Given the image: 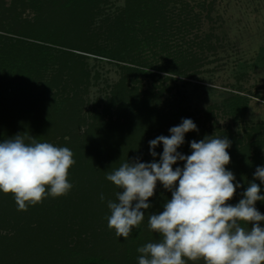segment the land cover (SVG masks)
<instances>
[{
	"label": "trees",
	"instance_id": "obj_1",
	"mask_svg": "<svg viewBox=\"0 0 264 264\" xmlns=\"http://www.w3.org/2000/svg\"><path fill=\"white\" fill-rule=\"evenodd\" d=\"M115 1L12 0L11 8L6 10L17 11L20 6L21 11L32 9L34 17L23 23L18 22L20 12L8 16L6 21L0 18V31L11 34H0V143L20 134L26 143L32 137L38 142L67 147L75 160L68 175L73 187L66 195H46L41 203L20 211L11 194L0 192V248L18 253L25 243L29 257L21 259L22 264H138L137 249L160 239L149 229L148 219L150 214L163 211L171 191L157 183L148 201L151 207L143 210L144 220L125 239L107 226V204L116 200L118 189L106 175L127 160L158 162L163 145L156 147L158 155L154 158L149 140L170 136L171 127L189 118L186 110L171 116L161 110L162 96L171 91L166 84L171 77L163 78L160 73L192 76L190 72L196 69L197 60L192 45L198 49L213 48L212 40L218 37L212 16L222 0H123V7L114 17L105 18L97 26L104 6ZM204 19L213 23L208 30L204 29ZM179 41L186 47L181 49ZM89 55L114 62L121 77L109 87L102 111L92 109L90 123L81 130L80 126L87 122L82 114V94L92 79L86 68ZM158 55L163 62L157 60ZM49 72L50 78L45 80ZM140 75L150 77L152 84L144 88ZM230 98L222 106L204 111L203 124L200 118L192 120L198 130L186 133L177 151L190 155L191 141L226 137L231 142L227 149L231 160L226 169L234 174V183L241 185L228 201L234 206L254 181L257 167H264V124L246 128L242 133L231 127L210 131L205 122L215 110L234 122L246 114L250 100L238 94ZM183 164L178 161L173 169ZM254 182L264 195V183ZM255 207L264 215V201H257ZM52 209H57L59 215L54 217ZM75 218L73 224L93 230L95 239L104 240L103 246L99 243L96 249L75 251L57 243L68 235L70 219ZM260 225L264 227V221ZM7 226L14 236H9ZM104 234L112 235L107 244ZM31 247H36V255L31 252L33 258ZM6 259L0 256V264H16L15 259Z\"/></svg>",
	"mask_w": 264,
	"mask_h": 264
},
{
	"label": "clouds",
	"instance_id": "obj_2",
	"mask_svg": "<svg viewBox=\"0 0 264 264\" xmlns=\"http://www.w3.org/2000/svg\"><path fill=\"white\" fill-rule=\"evenodd\" d=\"M191 119L169 129L170 136H158L149 142L150 154L157 157L156 147L163 145L159 161L122 163L106 175L118 189L116 200L107 204V226L117 237L127 239L144 220L151 207L157 183L171 191V199L158 214H150L148 227L159 234L157 242L137 249L138 264H186L203 260L204 264H264V221L255 207L264 201L260 185L264 167H257L254 181L236 205L228 203L236 189L234 174L226 169L231 157V142L225 137H206L190 142V155L177 149L185 134L197 131ZM17 134L0 143V192L14 197L18 210L41 203L46 195H66L73 185L69 169L75 164L72 151L49 142H38ZM184 162L183 167L173 165ZM178 182V186H177ZM101 200L104 196L101 195ZM245 225H251L250 228Z\"/></svg>",
	"mask_w": 264,
	"mask_h": 264
},
{
	"label": "rangeland",
	"instance_id": "obj_3",
	"mask_svg": "<svg viewBox=\"0 0 264 264\" xmlns=\"http://www.w3.org/2000/svg\"><path fill=\"white\" fill-rule=\"evenodd\" d=\"M2 2L0 18L3 21H6L4 19L8 16H15L18 12H20V16L19 21H17L20 23L34 17L35 13L32 9L26 8L21 11L19 6L17 11L15 9H9L8 11L6 9L11 8L12 0H3ZM123 4V0H116L104 6L102 15L96 21V25L98 26L100 21L105 18H113L117 10L123 7ZM215 7L216 12L213 13L212 18L214 26H216L214 32L218 39L212 40L213 48L211 49L208 47L198 49V47L192 45L194 56L197 59L196 69L194 72H190L192 76L182 77L160 73L163 78L171 77L166 82L171 91L162 96L160 108L169 116L180 110H186L189 114L188 119L196 120L200 118L203 124L204 119L201 116L204 111L208 110L209 107L215 109L216 106H222L223 102L231 99L232 94H238L250 100L246 114L240 121L234 122L222 111L215 110L212 118L205 122V126L212 132H216L217 127H231L234 131L242 133L246 128L264 124V0H222ZM212 24L207 23L205 19L203 20L205 30H208ZM0 34L11 35L9 32L4 33L1 31ZM12 36L19 37L18 35ZM179 44L181 49L186 47L183 41H179ZM89 56L86 60V68L90 71L92 79L87 92L82 94L84 100L82 114L87 122H85V125L80 126L81 130L86 129L87 124L90 123L88 117L89 113L93 111L92 109L98 108L102 111L106 94L110 90L109 87L121 77V71L114 62L110 63L105 59L100 61V58L95 59V56ZM157 58L158 61L163 62L159 55ZM149 60L153 62V58L150 56ZM50 75L51 72L47 74L45 80L49 79ZM139 78L144 88L152 84L150 77L140 75ZM43 81L38 83V86ZM51 212L54 217L59 215L57 209H52ZM70 220L68 235L57 243L75 251L84 248L96 249L99 243L104 244L102 238H94L95 232L93 230L80 229L73 224L77 220L76 218ZM9 227L7 226L9 236L12 237L14 233L11 232L12 228ZM110 236L112 235H103L105 243ZM23 245L18 253L15 250L7 252L5 247H1L0 256L6 257L7 261L15 259L14 263L22 264L21 259L27 260V257H29L28 252H25V248H27L25 243ZM31 248H28V250L31 249L29 251L30 257L33 258L36 255V247ZM192 261L194 263L198 260ZM198 264H204V261L199 260Z\"/></svg>",
	"mask_w": 264,
	"mask_h": 264
}]
</instances>
